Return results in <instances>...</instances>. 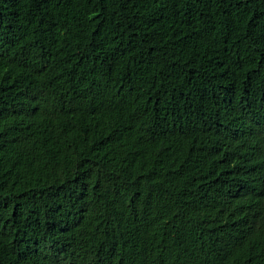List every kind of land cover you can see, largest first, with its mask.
Wrapping results in <instances>:
<instances>
[{
	"label": "trees",
	"instance_id": "16d2710c",
	"mask_svg": "<svg viewBox=\"0 0 264 264\" xmlns=\"http://www.w3.org/2000/svg\"><path fill=\"white\" fill-rule=\"evenodd\" d=\"M0 264H264V0H0Z\"/></svg>",
	"mask_w": 264,
	"mask_h": 264
}]
</instances>
